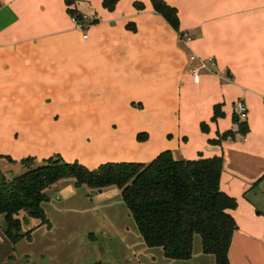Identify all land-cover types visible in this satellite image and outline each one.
<instances>
[{
    "label": "crops",
    "instance_id": "obj_1",
    "mask_svg": "<svg viewBox=\"0 0 264 264\" xmlns=\"http://www.w3.org/2000/svg\"><path fill=\"white\" fill-rule=\"evenodd\" d=\"M66 1L0 0L1 171L22 172L28 157L39 163L62 157L47 144L61 132L57 119L107 123L96 132L101 152L83 161L90 170L150 163L166 151L177 161L222 156L221 189L238 202L230 211L238 225L230 263L264 264V212L258 209L264 196V0H165L178 10L180 32L150 0H121L113 12L104 0ZM69 10L91 22L88 39ZM202 60L212 63L197 81L192 71ZM239 100L249 111L241 120L245 134L234 124ZM217 105L224 117L213 121ZM230 130L237 131L234 139L211 143ZM25 140L39 153L26 150ZM73 154L62 158L74 163ZM54 186L48 203L78 193L74 180ZM108 195L97 199L115 197Z\"/></svg>",
    "mask_w": 264,
    "mask_h": 264
},
{
    "label": "trees",
    "instance_id": "obj_2",
    "mask_svg": "<svg viewBox=\"0 0 264 264\" xmlns=\"http://www.w3.org/2000/svg\"><path fill=\"white\" fill-rule=\"evenodd\" d=\"M120 1L104 0L103 6L113 12ZM66 2L70 6L73 0ZM150 2L154 11L180 32L178 10L165 0ZM134 7L144 9L142 3ZM69 13L81 17L74 10ZM222 117V106H215L213 121ZM234 124L239 133H247V123L236 115ZM202 130L207 131L206 124ZM236 134L227 131L211 143L221 145ZM146 138V134L138 136L139 141ZM35 161L33 157L22 160L25 172L11 180L0 169V215L4 216V234L12 244L32 237L33 230L23 231L27 219L52 227L44 208L50 201L46 191L63 180H74L77 188L87 186L99 193L119 189L146 246L161 248L166 259L191 260L195 238L200 236L206 255L214 256L216 264H231L229 252L238 225L230 211L237 209L238 202L221 189L222 156L177 161L166 151L150 163H106L94 170L78 162L68 163L60 156L37 165Z\"/></svg>",
    "mask_w": 264,
    "mask_h": 264
},
{
    "label": "rangeland",
    "instance_id": "obj_3",
    "mask_svg": "<svg viewBox=\"0 0 264 264\" xmlns=\"http://www.w3.org/2000/svg\"><path fill=\"white\" fill-rule=\"evenodd\" d=\"M53 123L55 130L61 132L52 134L48 140L46 138L47 144L62 157L74 152V162L83 164L101 152L104 143L98 140L96 132L98 128L104 132L106 122L87 126L86 123L57 119ZM76 123L78 126L74 125ZM25 141L26 150L37 151L35 144ZM37 164L40 163L35 161ZM24 172L25 168L22 172L13 169L6 177L11 180ZM114 189L117 190L109 188L103 191L108 196H115L105 200L97 199L100 193L87 186L78 188L73 199L58 201L54 198L51 203L44 204L52 230L45 226L38 228L34 224L23 225L24 232L33 230L32 237L24 238L16 245L4 237V216L0 215V264H216L214 256L203 252L200 236L195 238L191 262L171 261L164 257L161 248H148L121 194H111ZM46 192L54 196L55 186ZM260 198L258 209L264 212V196Z\"/></svg>",
    "mask_w": 264,
    "mask_h": 264
},
{
    "label": "built area",
    "instance_id": "obj_4",
    "mask_svg": "<svg viewBox=\"0 0 264 264\" xmlns=\"http://www.w3.org/2000/svg\"><path fill=\"white\" fill-rule=\"evenodd\" d=\"M72 22L76 26V28L82 32H84V39H88V34L86 33L88 28L91 26V22L88 21V18L86 16L76 17L71 16ZM192 60H198L196 56L192 57ZM201 65L198 69L193 70L192 73L195 76V79L198 81L199 74L201 71H208L209 66L212 63L211 60H202L200 61ZM248 107L245 104L244 101L239 100L234 104V114L240 119V120H246L248 117Z\"/></svg>",
    "mask_w": 264,
    "mask_h": 264
},
{
    "label": "water",
    "instance_id": "obj_5",
    "mask_svg": "<svg viewBox=\"0 0 264 264\" xmlns=\"http://www.w3.org/2000/svg\"><path fill=\"white\" fill-rule=\"evenodd\" d=\"M31 222L29 219H27L25 222H24V226L28 227L30 226Z\"/></svg>",
    "mask_w": 264,
    "mask_h": 264
}]
</instances>
